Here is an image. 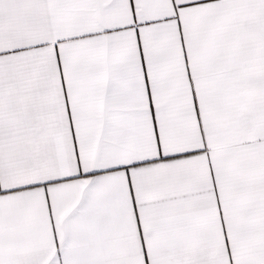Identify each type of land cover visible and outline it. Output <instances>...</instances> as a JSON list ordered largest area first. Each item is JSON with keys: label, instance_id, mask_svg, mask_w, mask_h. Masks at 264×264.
Masks as SVG:
<instances>
[{"label": "snow or ice", "instance_id": "snow-or-ice-1", "mask_svg": "<svg viewBox=\"0 0 264 264\" xmlns=\"http://www.w3.org/2000/svg\"><path fill=\"white\" fill-rule=\"evenodd\" d=\"M0 264H264V0H0Z\"/></svg>", "mask_w": 264, "mask_h": 264}]
</instances>
